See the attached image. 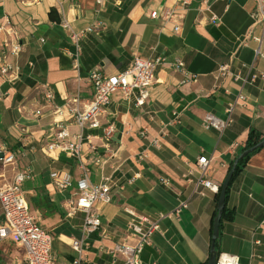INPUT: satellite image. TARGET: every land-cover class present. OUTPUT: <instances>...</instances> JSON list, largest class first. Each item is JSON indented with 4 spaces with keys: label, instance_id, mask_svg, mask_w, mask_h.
Returning a JSON list of instances; mask_svg holds the SVG:
<instances>
[{
    "label": "crops",
    "instance_id": "1",
    "mask_svg": "<svg viewBox=\"0 0 264 264\" xmlns=\"http://www.w3.org/2000/svg\"><path fill=\"white\" fill-rule=\"evenodd\" d=\"M27 1L0 0V18H8L23 45L18 57L9 58L20 68L18 81L4 83L0 76V91L5 94L0 101V143L18 153L14 164L0 162V188L9 185L17 172L29 171L22 191L31 213L52 236L54 264H72L77 254L71 239L84 240V215H65L62 203L70 192H58L49 177L52 171L67 172L74 180L78 177L75 159L58 150L44 151L54 134V108L75 96L81 104L90 100L88 75L94 69L110 76L125 71L134 57L164 58L143 106L115 93L101 118V128L85 130L91 138L84 141L81 158L88 165L90 181L99 184L102 177L112 176L121 185L129 178L135 180L123 190L112 186L111 202L95 206L102 229L85 239L81 264H110L105 251L126 236L129 218L124 209L154 215L175 208L180 201L188 202L187 209L179 219L161 223L160 232L153 234L151 244L144 248L141 262H205L214 194L197 184V159L205 156L210 161L207 178L221 184L249 131L264 136V80L241 91L231 78L214 79L221 65L235 71L242 64H251L257 48L255 38H261L264 54L263 27L251 18L255 0H190L187 8L176 7L171 0H106L98 16L95 0ZM165 8L173 9L180 19L179 33L173 32L172 23L150 18L152 11ZM95 18H100L104 27L82 41L74 65V50L60 23L65 19L77 32ZM3 37L0 33V46ZM241 40L245 45H240ZM176 59L196 76L195 82L182 84V74L172 67ZM254 72L264 74V58L255 61ZM25 79L34 85H27ZM43 85L52 91V101L45 99ZM240 91L244 100L236 106L232 124L221 135L213 129L204 130L200 123L204 114L224 119L226 105ZM173 113L179 116L178 122H173ZM109 124L114 132L106 140L103 131ZM67 125L71 134L78 132L72 121ZM142 131L144 136H140ZM155 138H159V149L150 145ZM97 157L105 164H95ZM161 178H167L170 185H161ZM227 207L234 209L236 217L220 228V252L237 256L242 264H262L251 259V254L264 259V147L249 157L232 185ZM255 240L260 245L254 246ZM23 255V249L11 239L0 240V264H20ZM117 264L122 263L118 260Z\"/></svg>",
    "mask_w": 264,
    "mask_h": 264
},
{
    "label": "built area",
    "instance_id": "2",
    "mask_svg": "<svg viewBox=\"0 0 264 264\" xmlns=\"http://www.w3.org/2000/svg\"><path fill=\"white\" fill-rule=\"evenodd\" d=\"M28 2L27 0H23ZM106 0H95V13L100 15ZM174 6L187 8L190 0H171ZM41 0H32V3L39 4ZM256 9L251 18L255 24H260L264 31V0H255ZM151 19H160L163 22L173 24V32L179 33L181 29L180 19L175 16L174 10L165 8L161 12L152 11ZM0 24V33L4 37L0 46V76L4 83L15 84L20 76V68L13 64L9 58L18 57L23 51V45L20 42L19 35L9 26V20L3 16ZM214 22L215 18H211ZM60 27L68 34L69 41L73 47L74 65H77L78 57L81 53V43L90 34L102 30L104 25L100 18H95L94 22L88 27L73 31L69 22L63 19ZM41 42H44L41 40ZM257 48L254 50L253 62L249 65L242 64L238 69L232 71L228 65H221L214 73V79L224 80L231 78L238 83L240 90L248 85H254L258 80H264V74L254 72V63L258 58H264L261 53V38H255ZM240 45H245L243 40ZM165 63L161 57H152L143 59L134 57L129 67L118 74L105 75L99 70L94 69L88 75V80L92 87L91 99L81 104L78 96L72 97L66 101L63 106L54 108V115L57 120L54 123V134L44 148L46 153L60 151L77 161L78 177L73 179L67 172L52 171L50 180L53 187L58 192H70L69 196L63 201L62 208L68 218L74 217L78 212L83 213V222L81 225L82 237L84 240L71 239V248L77 254L72 264H81L83 247L85 239L91 234L101 231L102 224L95 208L96 205H106L111 202L112 186H117L123 190L125 186L132 185L135 177L129 178L124 184L114 180V177H102L99 184H93L90 181L89 168L87 163L81 158L84 141H89L90 136L85 135V130L101 128V118L104 116L105 109L109 105L110 97L118 93L124 99L133 98L136 106H143L149 97V88L155 82L156 69ZM32 66V64H29ZM173 70L180 72L183 76L182 84L195 82L196 76L185 70L184 63L176 59L172 63ZM45 90V99L52 101L54 98L52 91L43 85ZM240 93L224 109V119H218L210 113L204 114L201 118V127L204 130L213 129L220 135L232 124V114L244 100ZM5 94L0 91V101ZM173 120L178 122L177 113H173ZM72 121L78 128V132L71 134L67 123ZM21 133L27 135L25 128H21ZM103 137L109 140L114 132V126L109 124L103 131ZM144 136V131L140 132ZM154 148H160L159 138L150 141ZM109 150V146L105 147ZM95 151V150H94ZM18 153L7 150L4 144L0 143V162L3 165H12L17 160ZM209 160L205 156L197 159L199 169V178L197 184L204 187L212 194L219 193L220 184H216L207 178ZM95 164H105L101 157L95 159ZM30 176L29 171L17 172L13 181L0 188V211L2 219L0 220V240L11 239L24 251L20 264H54L52 255V236L43 229L30 210L29 203L22 191V184ZM159 183L169 186L170 181L167 178H161ZM188 202L180 201L177 206L167 212H157L154 215L139 214L131 208L124 209L128 215L126 224V236L123 241L115 244L112 248L105 251L110 259V264H142L141 254L146 246L151 244V237L156 232H160L161 223L164 220L179 219L180 213L187 209ZM264 226V220L261 222ZM254 246L260 245L259 241H253ZM251 259L259 260L264 264V259L255 253L251 254ZM216 264H242L235 255L220 253Z\"/></svg>",
    "mask_w": 264,
    "mask_h": 264
},
{
    "label": "trees",
    "instance_id": "3",
    "mask_svg": "<svg viewBox=\"0 0 264 264\" xmlns=\"http://www.w3.org/2000/svg\"><path fill=\"white\" fill-rule=\"evenodd\" d=\"M38 65H39V67L42 66V60H40L38 62ZM25 81H26V84L29 85V86H31V87L34 85V82H31V81H29L27 79H25ZM260 143H264V136H261L255 130H250L249 133H248V136H247V139H246V142H245L244 146L239 149V151L235 155L234 159H236L243 152L249 150L253 146H255L257 144H260ZM259 150L260 149H257L254 152H252L250 154H247L241 160H239V162L237 164L236 170H235V172H234V174L232 176V179L230 181L229 187H228L227 192H226L225 206H224V210L222 212V216H221V220H220L219 232H220V228H221V226H222V224L224 222L231 223V222H233L235 220L236 214H235L234 209H231V208L227 207V199H228L229 192H230V190L232 188V185L234 184V182L237 180V178L239 177L240 173L242 172L243 168L246 166V163H247L249 157L252 154H254L255 152L259 151ZM234 159H233V161H234ZM232 162H230V164H229L228 171L231 168ZM219 191H220V189H219ZM218 196H219V193L216 194V195H214V212H213V216H212V219H211V226H212L213 219H214V217L217 214V201H218ZM262 219L264 220V217ZM210 234H211V230H210ZM218 240H219V238H218ZM218 240L215 242V248H216V250L219 251V254H220L221 252H220V250L218 248ZM206 261L205 262H202V263H198V264H206Z\"/></svg>",
    "mask_w": 264,
    "mask_h": 264
},
{
    "label": "water",
    "instance_id": "4",
    "mask_svg": "<svg viewBox=\"0 0 264 264\" xmlns=\"http://www.w3.org/2000/svg\"><path fill=\"white\" fill-rule=\"evenodd\" d=\"M263 144L264 143H260V144L253 146L249 150L240 154L236 159H234V161L232 162L231 168L229 169L224 180L220 184V191H219V196H218V201H217V214L214 217L213 222H212V226H211V238H210L209 254H208L206 264H216V261H217L218 255H219V251L216 250V248H215V242L219 238L220 220H221L222 212H223L224 206H225L226 192H227V189L229 187L232 176L236 170L237 164H238L239 160H241L247 154H250L257 149L263 148L264 147Z\"/></svg>",
    "mask_w": 264,
    "mask_h": 264
},
{
    "label": "rangeland",
    "instance_id": "5",
    "mask_svg": "<svg viewBox=\"0 0 264 264\" xmlns=\"http://www.w3.org/2000/svg\"><path fill=\"white\" fill-rule=\"evenodd\" d=\"M0 262H1V258H0Z\"/></svg>",
    "mask_w": 264,
    "mask_h": 264
}]
</instances>
